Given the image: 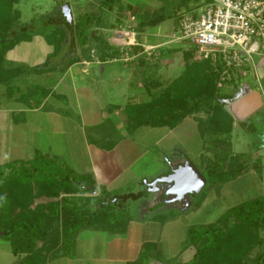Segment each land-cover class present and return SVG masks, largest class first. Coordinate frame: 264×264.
I'll return each mask as SVG.
<instances>
[{
    "label": "trees",
    "instance_id": "obj_1",
    "mask_svg": "<svg viewBox=\"0 0 264 264\" xmlns=\"http://www.w3.org/2000/svg\"><path fill=\"white\" fill-rule=\"evenodd\" d=\"M97 1L100 3V13L103 10H111L113 5L119 2ZM12 6L13 0H0V84L6 85L9 96L16 93L15 90H10V84L16 77L23 74L43 75L58 68H49V61L37 67L6 63L7 52L22 42H31V34L36 35L38 31L42 32L51 27L52 30L49 36H45L44 41L48 47H54L53 53L59 54L62 59L59 47L68 36L66 29L71 26L74 28L77 46L83 48L89 38L91 22L96 17L100 19V13L97 16L85 13L78 16L75 23L69 24L61 15L60 25L52 23L49 16L34 21L31 27L17 28L14 23L19 14L12 10ZM179 7L180 5H175L174 11L168 16L173 13L177 26L184 16ZM165 9L154 12L145 23L140 24V28H154L166 21L168 13ZM41 20L44 26L35 28L37 26L34 24ZM142 50L141 47L136 48L141 59L147 61ZM185 58H188V54ZM73 63L74 60L66 61L60 72H64ZM210 64V60L206 59L201 63L186 66L181 78L158 92L156 88L151 92L153 85L149 86V103L125 108L128 129L136 130L144 126L174 129L185 118L203 111L207 116L206 120H196L200 136L209 134L214 137H230L233 119L225 108L226 103L216 100V94L219 93L216 80L219 75L213 73ZM49 94L50 89L35 86L33 92L23 97V100L29 109H37ZM243 124L255 133L252 120L248 119ZM218 142L220 139L214 140L213 146H218ZM227 146L229 148V143ZM225 159L226 156L223 161ZM223 161L216 158L206 166L203 163L199 168L204 179L211 181L210 184L217 186V189L240 177L249 165L255 164L257 167V162L249 163L242 154L230 158L227 169L223 166ZM94 193L89 175L75 174L56 157L49 158L37 151L31 160L0 165V239L8 243L13 256L19 257L12 264H49L61 258L72 259L76 237L82 230L125 234L132 220L127 203L139 201L142 194L125 193L111 196L100 192L96 196L83 197ZM45 194L82 195L79 198L82 205H70L64 199L61 202L53 200L34 204L37 198ZM171 217H174V214L158 215L154 222L162 226L166 219ZM183 245V250H194L192 259L186 264H252L248 260L249 253L259 245L261 249L264 247V197L245 201L228 209L213 224L188 228ZM158 249L156 244L146 243L141 247L136 261L128 264H145L150 257L160 263ZM255 259V263L264 264V254Z\"/></svg>",
    "mask_w": 264,
    "mask_h": 264
},
{
    "label": "rangeland",
    "instance_id": "obj_2",
    "mask_svg": "<svg viewBox=\"0 0 264 264\" xmlns=\"http://www.w3.org/2000/svg\"><path fill=\"white\" fill-rule=\"evenodd\" d=\"M178 1L180 0H119L118 3L113 5V8L111 10H103L102 13H100L98 11L101 10L99 8L100 3L97 0H13L12 10L18 12L19 14V18L14 23V26L17 28H21L23 26L31 27L34 21L47 18L49 16H51L52 23H59L61 25L59 16L63 14L66 7H69L72 14V22L74 23L76 22L77 17L80 14L84 13L94 14V16H97L100 13V19L96 17V19L91 22L90 34L92 35H90V38H88L90 44L83 48L76 45L77 38L74 33V28L71 26L69 29H66L68 32V38L66 37L64 39V43H62L61 47H59V51L61 52L60 54H62L63 56L62 59L59 54L57 55V53H53L54 47H48L44 41L45 36H49V33L52 30L50 27L46 30H43L42 32L38 31L36 35L31 34V36H33L31 42H22L17 45L12 51L7 52L5 55V61L6 63H14L15 65L22 64L26 67H37L42 65L44 62L49 61V68L53 66L57 68H63L66 64V61L69 60H74L75 63H77L81 61V58H91V60L96 61V50L94 46H96V44L98 43L97 40L110 38V40H113L114 46H119L121 44V46L124 47L125 44L127 45V43L130 44L134 42L132 40L134 37L135 44H139L137 43V38L138 41H142L140 39L144 37V35H146L145 33H150L147 35L152 34L151 36L155 35V37L160 38L157 42L152 44L156 45L155 47H153L154 49H151L152 46L144 44L149 50H146L145 52H151L153 50V55L149 59H147V61L149 60L148 62L152 67V71L155 70L156 72V84H154V86L157 89L156 92H158L166 87L171 86L175 82V80L181 78L184 74L186 66H192L194 63H201L206 60L203 57V54L201 55L194 46L188 43L175 41L178 36V32L174 29V20H172L171 18L169 22H167V20L166 22H163L161 25H159V30L157 29V31L154 29L153 31H151L152 28L148 27L140 28V24L145 23L152 16L153 12H158L162 8H166L165 11L166 13H168V17L171 11H174L175 3H178ZM138 4L144 6L140 10L144 12L141 13L142 15L135 16V14L131 10H129L128 7L130 5L137 6ZM167 9L169 10V12H167ZM42 22L43 21L41 20L40 22L34 24L37 27H32L38 28L40 26H44ZM118 22H120L121 24ZM111 26L112 28L115 27V29L111 30ZM135 33H137L136 36ZM148 41L149 39L144 40V42ZM186 54H188V58H185ZM51 55L52 57H50ZM207 59H209L211 62L210 66L213 73H217L219 75V79L216 80V87L219 92L218 94H216V97H218V99L216 100H218L219 102L221 100V103L223 104L226 103L225 108L228 106V103H230V101H232V99H234L235 97L234 92H232V89L230 88V85L234 82L240 83V85L243 83L246 85L248 84L249 88H251L253 85L255 87H258L255 85L257 83L264 84L263 69H261L262 71L260 70V73L258 74L259 78L248 76L243 78L233 71L226 72L223 64L219 60H213L212 57H208ZM248 70L249 68L247 69V71ZM118 71V67L113 68V74H119L120 72ZM52 72L49 71L46 72L47 74L45 73L47 76L49 74L51 75L47 78H44L43 76H41V78L40 75L27 76L25 74L16 77L17 79L10 84V90H12V87L15 86V88H19V90L22 91L23 94L21 92L15 93L14 98L17 97L18 99H20L22 95V97H25L28 94H31L33 92V87L35 86L45 87L47 89H50L51 91L54 84L52 86L49 85V83L53 81L55 73H57ZM88 83L91 90L99 95L95 96L98 99L100 107H103V103L113 104L118 100V98H121L118 91L119 87L115 86V82L109 83L106 82V80L96 78L91 80V82L90 80H88ZM152 85L153 84H149V86L151 87ZM241 87L243 86L241 85ZM61 90L62 89H58V91H56L55 89V93L57 92L56 94L54 92H51V100H53V103L60 102L57 95H61ZM8 93L9 92L7 91L6 85L4 86L3 84H0V103L6 102L7 105H12L14 103V98L9 99L10 96L8 95ZM221 97L223 99H221ZM222 100H224V102ZM58 117L51 115V113L49 112H45L42 114H30L28 116L29 126L26 127L24 132L20 131V134L18 132V129L13 128L10 121L7 122L10 124L12 130H14V135H12V137L11 135H5L0 138V163H7L17 160H30L35 150L39 151L40 154L60 156L64 160L65 156H68V152L70 151H76V154L85 153L83 136L81 135L82 133L80 132V128L76 125L77 122L75 120L74 122H69L67 119H64L62 115ZM191 117L194 120L202 121H205L207 118L205 112L203 111H199L197 112V114H193ZM109 124L110 123L106 122L103 129L111 130L112 126ZM180 130L182 131L176 133V135H174V137L171 139L173 142L175 141V143L181 146L183 150L178 147L175 150L171 149L166 151V148H164V151L162 152V155H164L163 158L160 157L157 162H153V164L151 163L149 166V171L156 170V168L163 169L162 167L165 166V163H168L170 158L179 153H185L189 158L190 163L195 167L199 166L201 162H203L206 166L209 162V159L212 160V162L216 160V158L223 161L224 157L226 156L225 161H223V166L227 169L229 167L228 163L230 158H233L238 154H242L245 156V158H249L257 148L256 136L252 133H242L240 137L238 136L239 138L237 137L239 139V141L237 142L240 143H233V147L231 146L233 139L232 135H230V137H214L208 134L205 136V142L207 144H210V142L217 139H220V142H218V146L215 147L205 146L206 148H208V152H203V154L205 155L203 156L202 153L198 150L199 137L187 126L181 127ZM145 132V129H141L138 133L129 134V132L126 130V127L121 128V134L130 135L128 139L131 142L134 141L135 143H137L139 141L140 144H136L137 150L139 152L143 151V153L146 152V154L155 155L156 152L160 153L158 151L162 150L160 146L170 147L169 141H171V139L169 141L166 140L162 142L160 146H155L153 145L155 140H152L150 136H146ZM138 135L140 136L138 137ZM66 142H68L69 146L66 145ZM228 143L230 146L229 148L227 146ZM249 147L252 148V151L246 150L249 149ZM67 148L70 149L68 152H66ZM157 155L159 157L161 153ZM164 157H167L168 159ZM85 162V157H81V159L79 160L80 166L84 167ZM258 179V177L253 178L250 174L246 173L236 181L228 183V185H224L223 187H219V189H217V186H212L213 184H210L211 181H207L205 178L206 184L204 185L202 191L193 198V206L191 207V211L189 210V212H187L185 215L177 214L176 210H171L169 212L174 214V217L180 216V218L178 220L167 223L168 227L165 229L164 233L166 235L162 239L164 242H162V240H159L160 242H156L154 240V237L150 238L149 236H147L146 239H148V243L156 244V246H158L159 248L157 250V253H159L160 264L188 263L192 259L194 252L193 249H182V246H184L183 243L186 239L188 228L193 226L198 227L213 224L224 213V210H226V208L230 209L245 201L264 197V185L263 182ZM129 188H132V186L129 185ZM58 196L59 195L55 196L52 194H45L40 198H37L34 201V204H41L57 200ZM144 202V200L136 201L133 204L129 202L127 203V207L131 213L133 211L132 215H137L139 209L146 207V205H142ZM77 203L78 206L82 205L81 201ZM160 204L161 203L158 202L156 203L155 200L150 206L154 207L155 205ZM182 207L178 206V208L180 209H182ZM166 209H168V207ZM139 212L138 214L140 215L141 212ZM164 214L168 215L167 213ZM162 228L163 227H161L160 225H153L151 223L148 224L149 232L151 230L152 232L154 231L155 234L157 233L158 229L159 235H161ZM135 232L136 229L131 231L132 235L131 239H129L130 242L126 241V239L124 243L122 242L123 244L128 243V245L131 246V250L135 249L134 239L142 238H140L139 235H136ZM82 243L83 241L80 240L81 245ZM98 243L99 241L97 240L95 243V250L92 255L94 261L95 259L97 260L100 257V252H98L97 250ZM38 246H40V244H38ZM105 247L107 250H109L110 253L111 250H114V248L109 244H106ZM261 250L263 249H261L259 245L250 252L251 254L249 253L248 260L250 261V263L256 264L255 258H257V255ZM113 256H115V254ZM18 259L19 257L13 256L10 252L8 243L0 239V264H12ZM59 262L60 261H53L50 262V264H60ZM145 264L158 263H156L155 260L150 257V260Z\"/></svg>",
    "mask_w": 264,
    "mask_h": 264
},
{
    "label": "crops",
    "instance_id": "obj_3",
    "mask_svg": "<svg viewBox=\"0 0 264 264\" xmlns=\"http://www.w3.org/2000/svg\"><path fill=\"white\" fill-rule=\"evenodd\" d=\"M181 1L182 0L178 1V3H175V5H180L179 11L183 14H190L191 12L195 11L199 4V2H197L196 0H183V3ZM130 6L128 8L131 11L133 10L135 16L142 15L141 13L144 12L140 11L141 8L144 7L143 5L138 4L137 6ZM172 15L173 13L170 15V17L167 18L168 21H166L169 22L171 19L174 20V29L178 30V26L175 23V16ZM62 18L64 19L63 14ZM158 27L159 25L152 28L151 31H153V29L156 31L157 29L159 30ZM112 29H115V27L112 28L111 26V30ZM90 33L91 29L89 31V38L90 35H92ZM145 34L146 35H144V37L140 39L142 41H138L137 38V43L139 44H137L136 46L125 44V46L123 47L121 46V44L117 46L116 43V46H114V42L112 39L110 40V38L97 40L98 43L96 44V46H94L96 50V61L91 60V58H81V61L70 65L64 72H59L60 68L52 70V73H57H55L53 81H51L49 85L53 86L54 84L51 90V92L54 93L55 89L56 91H58V89H62L61 95H57L60 101L59 103H53V100H51L52 93L44 100V102H42V104L37 109H29L25 104V101L22 100L23 95L20 97V99H18L17 97L14 98V94L10 95L9 99L14 98V103L12 105H7L6 102L0 103V138L5 135H11V137L12 135H14V130H12L10 124L7 123L9 121L13 128L18 129L19 134L20 131L24 132L26 127L29 126L28 116L30 114H42L45 112H49L51 113V115H54L56 117L62 115L63 118L67 119L69 122H74V120L77 122L76 125L80 128V132L82 133L80 134L83 136L85 153L76 154V151L68 152L70 149L67 148L66 152H68V156H65V160L60 156L47 154L42 155L48 156L49 158L56 157L57 159H59L60 163L64 164L75 174L89 175L91 177L95 193L83 195V197L86 198L96 196L97 194H100V192L110 194L111 196H113L114 194L132 193L142 194V199L140 200L145 201L142 205H146V207L139 209V211L141 212L140 215L138 214V210L137 215H132L133 211L131 213L127 207L132 220L128 224L125 234L117 235L93 229L82 230L76 237L73 258H61L55 260L60 261V264H128L135 262L141 252V247L149 242L148 239H146L147 236H149L150 238L154 237V240L156 242H160L166 235L164 233L165 229L168 227L167 223L178 220L180 216L166 219L164 225L161 226L163 227L161 235H159L158 229L156 234L151 230L149 232L148 224L151 223L153 225H159L157 222H154V218H156L158 215L164 216V213L168 214L171 210H176V213L179 215H185L187 212H189V210L191 211V207L193 206V198L198 195L197 194L196 196L191 197L190 207L182 211L180 208H177L175 206H166L162 208L160 205H155L154 207H151L150 205L156 200V196L154 195V193L148 191V184L152 183L158 177L167 175L170 171V167H178L184 161L190 162L189 158L185 153H183V151V154L179 153L170 158L169 162L165 163V166L162 167L163 169L156 168V170L149 171V166L151 163L153 164V162H157L160 157L163 158L164 155H162V152L164 151V148H166V151L171 149L175 150L178 147L183 150L181 146L175 143V141L173 142L171 139L174 137V135H176V133L182 131L180 130L181 127L187 126L199 137L198 150L202 153L203 156H205L203 152H208V148L206 147H214L212 144V142L214 141L210 142V144H207L205 142V137L200 136L196 120L192 119V117H187L174 129H168L166 127H141V129L146 130V136H150L152 140H155L153 144L155 146H160L162 142L166 140L169 141L171 139V141H169L170 147L160 146L162 150L158 151L161 153L159 157L157 154L160 153L157 152L155 154L156 156L153 154H146L145 151V153H143V151L139 152L136 147V144H140L139 141L137 143H135L134 141L131 142L128 139L130 135L121 134V128L123 127H126V130L129 132V134L138 133L141 130L140 128H138L140 130L128 129L129 122L125 114V108L131 105H142L149 103L151 101V98L147 91L148 86L149 84H153V86L154 84H156L155 70L152 71V67L148 62L149 60L146 61L141 59V55L139 54L140 52H137L136 48L140 47L141 45H149L155 47L156 45L152 44L157 42L160 38L155 37V35L151 36L152 34L147 35L150 33ZM136 35L137 33H135V36ZM134 38L132 40L135 42ZM146 39H149V41L144 42V40ZM89 44L90 41L88 39L85 43V46H88ZM114 67L119 68V74H113ZM46 74L40 75V77L43 76L44 78H47L51 76L49 73L48 76ZM247 76L253 77L250 73H247ZM96 78L106 80V82L109 83L115 82V86L119 87L118 91L121 98H118V100L116 99L117 101L113 104L103 103V107H100L98 99L96 98V96L99 95L91 90L88 83V80H90L91 82V80ZM234 83L230 85V88L232 89V92H234L235 97L234 99H232V101H230V103H228V106L226 107V110L230 113L233 119V131L231 133L233 139L231 146L233 147V143H240L237 142L239 141L238 138L242 133L246 134L247 132L254 134L256 136L257 142V148L255 149V152H253V154L249 158H245L249 163H253L254 161L257 162V167H255V164L249 165V167L243 172L240 177L248 173L253 178L258 177V180L262 181L264 185V148L260 147L261 139L264 136V84L257 83L255 85L258 87H255L253 85L251 88H249L248 84L246 85L243 83L241 84L243 87H241L240 83ZM239 85L241 88L239 87ZM154 88L155 86L153 87V89H151V92L154 90ZM12 90H15L16 93H22V91H20L19 88H15V86L12 87ZM245 90L247 91L246 94H244ZM248 119L252 120V125L255 128V133L249 131L247 129L248 127L243 124ZM106 122L110 123L109 125L112 126L111 130L103 129ZM139 136L140 135H138V137ZM66 145L69 146L68 142H66ZM246 150L252 151V148L249 147V149ZM36 151L37 150H35L34 153ZM34 153L32 155V158L34 156ZM79 156L80 159L81 157H85L86 159L84 167L80 166L79 164ZM164 158L168 159L167 157ZM209 161L212 160L209 159ZM2 164L6 163H0V165ZM201 166H203V162H201L199 166L194 167L201 173L199 169ZM240 177H238L237 179H239ZM237 179L221 185L220 188L224 185H228V183L236 181ZM129 185H131L132 188H129ZM81 197L82 195L73 196L59 194L57 200L55 201L61 202L62 199H66L67 204L78 206L77 202H79V198ZM134 202L131 201L132 204ZM157 202L158 201H156V203ZM167 207L168 209H166ZM227 210L228 209L226 208V210H224V213ZM134 229H136L135 234L139 235L140 238H142L134 239L135 249L131 250V246H129L128 243H123L125 239L126 241L130 242L129 239H131L132 235L131 231ZM80 240L83 241L82 245L80 244ZM97 240L99 241L97 250L98 252H100V257L97 260L95 259L94 261L92 255L94 253L95 243ZM162 242L164 241L162 240ZM106 244H109L114 248V250H111V253L106 249ZM262 249L263 250L258 253L257 257L264 254V247ZM114 254L115 256H113Z\"/></svg>",
    "mask_w": 264,
    "mask_h": 264
},
{
    "label": "built area",
    "instance_id": "obj_4",
    "mask_svg": "<svg viewBox=\"0 0 264 264\" xmlns=\"http://www.w3.org/2000/svg\"><path fill=\"white\" fill-rule=\"evenodd\" d=\"M196 1V10L181 18L175 41L194 46L205 59L219 60L226 72L259 78L264 70V0ZM140 47L147 59L153 55Z\"/></svg>",
    "mask_w": 264,
    "mask_h": 264
},
{
    "label": "water",
    "instance_id": "obj_5",
    "mask_svg": "<svg viewBox=\"0 0 264 264\" xmlns=\"http://www.w3.org/2000/svg\"><path fill=\"white\" fill-rule=\"evenodd\" d=\"M63 16L67 23H72V15L69 7L65 8ZM246 93L247 91L245 90L244 94ZM260 147L264 148V136L261 139ZM205 183L206 181L202 174L189 161H184L178 167H170L167 175L149 183L148 191L155 193L163 190V199H166L167 203H171V205L178 204V206H183L181 210L184 211L190 207L191 197L199 194ZM159 186H161V189Z\"/></svg>",
    "mask_w": 264,
    "mask_h": 264
},
{
    "label": "flooded vegetation",
    "instance_id": "obj_6",
    "mask_svg": "<svg viewBox=\"0 0 264 264\" xmlns=\"http://www.w3.org/2000/svg\"><path fill=\"white\" fill-rule=\"evenodd\" d=\"M184 163V162H183ZM182 163V164H183ZM158 178H160V177H158ZM158 178H156V179H158ZM164 186V185H163ZM160 187V189H161V186H159ZM152 189V188H151ZM163 194H164V191L163 190H161V192H159V191H157V192H155L154 193V195L156 196V201H158L159 203H161L160 204V206L163 208V207H166V205L167 206H171V203H167V201H166V199H163ZM172 206H175V207H177L178 208V204L176 205H174V204H172ZM181 207V206H180Z\"/></svg>",
    "mask_w": 264,
    "mask_h": 264
}]
</instances>
